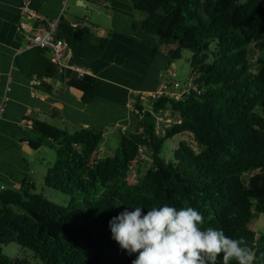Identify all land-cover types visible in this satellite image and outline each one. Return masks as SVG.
Instances as JSON below:
<instances>
[{
	"label": "trees",
	"instance_id": "trees-1",
	"mask_svg": "<svg viewBox=\"0 0 264 264\" xmlns=\"http://www.w3.org/2000/svg\"><path fill=\"white\" fill-rule=\"evenodd\" d=\"M131 3L138 20L133 28L139 24L144 35L156 40L154 55L159 54L158 45L167 48L159 72L188 51L195 89L182 100L163 96L151 100L150 109L140 104L139 95L134 103L137 124L122 134L112 153L101 152L99 129L71 133L28 119L24 141L29 148L55 150L43 187L66 195L68 202L60 205L33 192L29 176L19 188L0 189V264H33L5 255L3 246L9 244L31 251L41 264H132L134 255L121 251L112 240L109 221L123 206L162 204L197 208L204 216L203 228L243 238L256 253L253 264H264V234L254 227L255 218L264 216V4L261 0ZM75 22L71 38L59 30L58 37L75 51L78 64L96 61L109 38L96 36L86 18L76 17ZM250 45L259 51L257 72L248 59ZM116 61L122 64L123 57ZM14 64L28 81H39L37 92L51 93L53 87L46 80L57 78L64 84V74L45 49L26 48L15 56ZM68 86L81 93L83 104L95 98L91 75L72 79ZM166 109L178 115L179 122L160 136L156 116ZM182 134L191 136L197 149L178 141L166 158L165 142ZM140 147L151 154L150 163ZM217 264H224L222 254Z\"/></svg>",
	"mask_w": 264,
	"mask_h": 264
},
{
	"label": "crops",
	"instance_id": "crops-1",
	"mask_svg": "<svg viewBox=\"0 0 264 264\" xmlns=\"http://www.w3.org/2000/svg\"><path fill=\"white\" fill-rule=\"evenodd\" d=\"M66 1L34 0L33 7L50 18L59 17V31L69 38L73 35L72 27L77 25L74 15L82 16V12L85 15L91 5L106 11L109 19L107 25H96L87 15H83L88 21L86 25L96 36L109 38L105 52L96 61L81 60L84 65L78 69L76 65H79L80 59L73 49L67 58V63L73 59L74 68L78 71L94 77L96 92L90 104H83L81 93L65 86L57 78L45 81L53 87L50 94L37 92L43 100L31 98L32 81H28L14 64L15 56L26 49L19 25L27 21L19 15L20 0H0V92L7 77L11 78L8 105L0 118V186L19 188L25 176L30 177L31 169L24 156L27 148L31 151L24 141V128L28 119L45 121L71 133L81 128H96L103 133L102 141L110 134L107 130H116L121 139L125 131L137 124L134 107L130 105L139 97L135 92H151L158 85L159 70L154 76V86H147L148 65L149 57L154 59L161 53L154 55V38L144 35L139 24L136 29L133 28L138 20L132 10L131 0H110L99 4L73 0V5L79 9L71 15L65 12ZM117 57H123L122 64L117 63ZM100 150L112 153L101 146ZM30 178L35 185V192L38 182ZM40 184L43 186L42 182Z\"/></svg>",
	"mask_w": 264,
	"mask_h": 264
},
{
	"label": "clouds",
	"instance_id": "clouds-1",
	"mask_svg": "<svg viewBox=\"0 0 264 264\" xmlns=\"http://www.w3.org/2000/svg\"><path fill=\"white\" fill-rule=\"evenodd\" d=\"M204 216L194 207L162 204L146 208L123 206L109 221L111 238L132 264H253L256 253L243 238L203 228Z\"/></svg>",
	"mask_w": 264,
	"mask_h": 264
},
{
	"label": "rangeland",
	"instance_id": "rangeland-1",
	"mask_svg": "<svg viewBox=\"0 0 264 264\" xmlns=\"http://www.w3.org/2000/svg\"><path fill=\"white\" fill-rule=\"evenodd\" d=\"M95 6L91 5V8H89L88 12L85 14L88 18H90V21L92 23H95L96 25H107L109 22V19L107 17L106 11H101L95 8ZM65 12L68 14H73L74 11L78 10L79 7L73 5V0L66 1L65 4ZM80 13V12H79ZM84 12H82V16H78L79 18H86L83 17ZM139 14V13H138ZM84 15V16H85ZM74 17V19L76 18ZM87 19V18H86ZM157 42L154 39L153 45L156 46ZM159 53H161L160 56L155 57L152 59V57H149V71H148V77H147V86L152 87L154 86V76L156 75L157 70L162 68L165 57L164 53L167 51L166 47H161L158 45ZM258 57H259V51L256 49L254 45H250L249 47V53H248V59L251 64L252 69L255 71L258 68ZM190 58V54L188 51L182 52V58L180 60L174 61L173 70L176 74V80L180 83L185 82L191 73L190 66L187 62V59ZM146 93H149L147 91L143 92L140 96V104L145 109H150V102L149 99L146 96ZM137 95V93H136ZM134 107V104H130ZM109 131V136L106 140H103L101 142V147L106 151L114 152L120 142V134L116 130H107ZM178 141H183L187 145H189L194 150L197 149V145L194 143L191 136L187 134L178 135L172 140H168L164 144V151H167L166 158L170 156V153L177 148ZM24 156H26L27 163L29 164V168L31 169V174L29 173L30 177H32L34 180H36L37 187L35 193H40L44 197H46L48 200L53 201L55 203H58L60 205H66L68 202V197L60 192L49 190L41 186V178L43 176V172L46 170V168L53 163L55 160V150L52 149L49 146H43L38 151H30L28 148L25 150ZM145 158L148 163L151 162V154L146 151L145 152ZM40 182V183H39ZM254 227L256 228L258 234H264V216L258 215L254 220ZM3 253L9 257L12 258H24L29 260L33 264H41L40 260H36L32 256V252L18 246L17 244H9L6 246H3ZM135 257V254H134Z\"/></svg>",
	"mask_w": 264,
	"mask_h": 264
},
{
	"label": "built area",
	"instance_id": "built-area-1",
	"mask_svg": "<svg viewBox=\"0 0 264 264\" xmlns=\"http://www.w3.org/2000/svg\"><path fill=\"white\" fill-rule=\"evenodd\" d=\"M264 4V0H261ZM34 0H20L19 15L25 19V23L19 25V32L23 35L26 41V48H41L48 52L51 62L56 65L59 73L64 74L65 69L68 67L67 58L70 54L71 48L69 43L62 38L58 37V30L60 27V18H50L33 7ZM174 63L169 68L162 70L158 73V85L155 90L146 93L149 101L156 100L161 96L168 99L182 100L183 97L193 89L195 86L192 79L188 78L185 82L180 83L177 81L175 71L173 70ZM80 69V68H78ZM79 75L83 76L82 71ZM11 78L7 77L6 84L0 92V118L6 111L9 93L11 91ZM39 85V81L33 80L31 82L30 96L38 101L43 100V97L37 93L34 88ZM142 95L140 92L135 94ZM179 122L178 115L173 114L170 109H166L156 116L155 131L158 135H165V128L170 124ZM145 147H140L139 152L145 157ZM146 159V158H145ZM5 187L2 185L0 189Z\"/></svg>",
	"mask_w": 264,
	"mask_h": 264
},
{
	"label": "water",
	"instance_id": "water-1",
	"mask_svg": "<svg viewBox=\"0 0 264 264\" xmlns=\"http://www.w3.org/2000/svg\"><path fill=\"white\" fill-rule=\"evenodd\" d=\"M161 40H159V43H161ZM76 67H83L82 65H76ZM64 85L68 86V83L72 80V79H81L82 76L79 75V71L78 69L74 68V62L73 59L68 63V67L65 69L64 71Z\"/></svg>",
	"mask_w": 264,
	"mask_h": 264
}]
</instances>
